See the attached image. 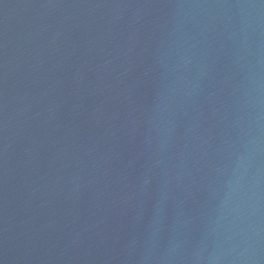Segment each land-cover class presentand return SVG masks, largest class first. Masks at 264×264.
I'll list each match as a JSON object with an SVG mask.
<instances>
[{
  "label": "water",
  "instance_id": "1",
  "mask_svg": "<svg viewBox=\"0 0 264 264\" xmlns=\"http://www.w3.org/2000/svg\"><path fill=\"white\" fill-rule=\"evenodd\" d=\"M0 264H264V0H0Z\"/></svg>",
  "mask_w": 264,
  "mask_h": 264
}]
</instances>
